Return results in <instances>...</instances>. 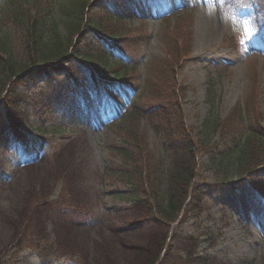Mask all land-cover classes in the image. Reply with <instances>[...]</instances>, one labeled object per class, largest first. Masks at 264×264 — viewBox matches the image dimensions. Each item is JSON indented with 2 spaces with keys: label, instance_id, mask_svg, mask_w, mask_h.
I'll return each mask as SVG.
<instances>
[{
  "label": "rangeland",
  "instance_id": "1",
  "mask_svg": "<svg viewBox=\"0 0 264 264\" xmlns=\"http://www.w3.org/2000/svg\"><path fill=\"white\" fill-rule=\"evenodd\" d=\"M110 1L76 8L84 17L78 43L108 75L124 74L136 92L131 102L118 89L125 96L118 101L90 92L97 81L108 90L106 82L92 79L71 54L55 63L69 65L68 72L76 65L90 87L76 85L69 106L45 98L48 81L63 73L21 76L22 113L38 144L26 150L10 141L0 149V264H145L161 254L162 237H171L176 225L148 217L133 197L137 186L124 175L131 162L123 152L139 151L137 159L145 161L143 150L160 151L167 133L155 125L167 113L185 119L198 144L207 142L195 176L204 209L179 227L200 238L199 255L222 264H264V197L243 187L264 178V140L251 134L252 126L264 129V0H169L165 13L151 0ZM68 5L76 6L73 0H0V38L18 47L16 9L26 18L45 12L66 36ZM88 18L101 33L124 34L116 43L124 50L101 42L85 26ZM223 140L230 145L221 146ZM240 140L254 147L241 163L234 155ZM223 147L228 161L220 156ZM160 154L166 158L154 156ZM238 165L259 173L247 178ZM38 246L50 250L42 254Z\"/></svg>",
  "mask_w": 264,
  "mask_h": 264
},
{
  "label": "trees",
  "instance_id": "2",
  "mask_svg": "<svg viewBox=\"0 0 264 264\" xmlns=\"http://www.w3.org/2000/svg\"><path fill=\"white\" fill-rule=\"evenodd\" d=\"M22 1L25 2V0ZM73 1L76 5L73 9L69 5L64 6L67 11L63 16V20L68 26L66 36L62 35L59 25L52 23L45 12L36 11L33 16L26 18L25 15L22 17V13L16 9L14 12L18 21H16L15 27L18 32L16 33L19 40L18 47L14 48L12 44L0 38V148L2 149L7 146V140H9V137L3 136L5 129L9 130L12 138L17 139L19 142L28 144L33 140L27 132V130H30L31 123L27 116L22 113V102L25 98V92L22 89L24 83V81H21L22 75L25 74L33 78L34 75L52 76L53 71L63 73V77L54 75L53 80L47 83L45 98L48 105H65L69 102L70 93L76 88V85L88 86L85 78L78 73L79 70H77L76 65H74L75 69L71 65L73 70L68 72L69 65L55 63L62 61L64 58H69L70 54L80 58L92 77L101 76L110 89L120 90L123 88V92L129 91L130 94L136 92V90L130 89L129 86H135L125 80L124 74L112 75L113 77H111L107 74L108 69L104 67L105 64L93 58L87 50L82 51L80 49L78 34L84 28V17H81V12L84 11L83 7H88V5L93 7V4L90 0ZM109 2L111 1L108 0L107 3ZM80 3H83L82 7L79 6ZM18 4L21 6V2ZM76 8L77 11L81 12L78 13ZM86 25L95 30L101 42L109 39L117 43L121 39L119 36H114V32L105 33L104 31L101 33L96 30L94 27L99 29V25L90 18L87 19ZM71 38L72 41L70 42L69 39ZM108 45L111 46V43L109 42ZM115 78H125L121 82L122 86L119 84L120 80L117 79L118 81H116ZM95 90L98 91L99 87L96 86ZM244 110L247 117L253 113L249 107H245ZM170 116L172 115L169 113L162 114L155 125L159 134L162 131L167 133V138L163 137L164 147L160 151H155L152 154L146 148L142 153L145 161L137 159L138 154H140L139 151L136 154L130 151L123 152L128 158L126 163L131 162V169L125 172L124 175L132 183L135 182L137 186L134 191H131L134 193L133 197L146 208L148 217L159 223L176 225L175 233L171 237L168 236V233L162 237L161 243L164 247L162 253H154L153 257L145 264H222L217 259L197 254L200 238L193 230L184 233L187 229L179 227L180 224L188 221L194 214L199 215L201 210L204 209L202 196L205 191L199 183L195 182V176H197L199 167L198 154L204 150L203 147L207 145V142L199 139L201 144H198L197 135L195 136L192 129L186 125L185 119L180 118L178 121H173ZM218 119L213 122V127L216 130L222 124L218 123ZM229 119L226 120V124L229 123ZM251 132L252 135H257V137L264 140V129H261L260 125L252 126ZM240 141L241 145L237 144V146H240L239 149L234 152V155L239 159V163L243 161L246 153H250L247 149H254L250 141L246 142L245 145L244 140ZM223 143L226 147L230 145L226 140L221 142V146ZM223 148H221L220 156L224 161H228L230 153L227 148ZM155 153H166V158H162L160 154L158 155L159 159H157L154 156ZM152 156H154V159ZM142 162L144 163L142 164ZM238 168L241 173L243 171L248 173L247 178L259 173L254 168L245 170L247 168L243 169L239 165ZM2 170H0V173L3 172ZM249 183V186L247 184L243 185L248 192L264 197V178L251 180ZM32 244L33 242L29 240L28 247H32ZM38 249L41 253L50 250L46 247L39 248V246Z\"/></svg>",
  "mask_w": 264,
  "mask_h": 264
},
{
  "label": "bare ground",
  "instance_id": "3",
  "mask_svg": "<svg viewBox=\"0 0 264 264\" xmlns=\"http://www.w3.org/2000/svg\"><path fill=\"white\" fill-rule=\"evenodd\" d=\"M203 39H205V36L203 35V37H202ZM202 38H200V39H202ZM191 49L193 50L194 48L193 47H191ZM86 146V145H85ZM28 168V167H27Z\"/></svg>",
  "mask_w": 264,
  "mask_h": 264
}]
</instances>
